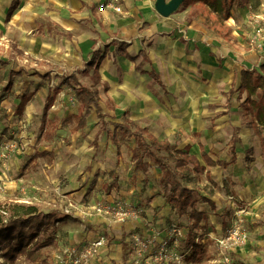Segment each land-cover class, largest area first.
<instances>
[{"label":"rangeland","instance_id":"1","mask_svg":"<svg viewBox=\"0 0 264 264\" xmlns=\"http://www.w3.org/2000/svg\"><path fill=\"white\" fill-rule=\"evenodd\" d=\"M154 3L151 5L153 8ZM98 5H93L95 26L69 10L60 11L61 20L57 19L56 22L65 29L69 25L75 27L71 39L60 36L55 21L43 15L51 16L53 11H58L52 6H30L29 10L15 14L9 23L0 21V151L8 160L5 165L0 162V210L13 204L31 205L36 207L39 215L34 221L39 222L45 214L64 220L67 214L64 208L69 199L81 213L83 209H90L91 214H86L89 220L100 217L108 223L99 224L102 228L95 231L91 230L92 221L85 226L86 229L89 227L94 240L102 237L106 246L115 229L123 247V256L118 264H135V261L137 264H163V261L154 260L156 253L151 249L140 257L134 252L133 236H139L146 242L152 241L153 234L150 236L147 227H144V232L143 229L139 232L140 235L135 229L121 232L118 226L121 221H117L114 214L99 213L96 207L129 205L141 215L149 214L156 238L170 226L185 228L190 224L188 217H177L171 208L164 217L166 229L159 230L164 223L161 217L156 216V210H151L148 200L156 193L165 194L158 183L161 172L146 159V173L134 177L128 161L132 160L131 152L134 149L131 139L119 142L120 156L116 155V148L108 139V131L97 135L99 123L93 113L88 117L84 131L71 133L73 124L68 118L75 113L76 103L71 88L60 87V84L66 75L74 74L82 85L98 91L99 104L108 122L121 123L129 118L136 127H146L159 142L168 141L178 150L199 145L201 149H197V154L190 148L189 156L202 162L200 153L203 149L215 162L207 173L204 171L196 175L193 171L186 173L182 170L175 174V179L184 186L199 190L215 202V209H210L208 205L198 207L206 214V220L200 223L203 227L196 231L204 245V255L195 264H264V186L260 183L264 180L261 140L264 134L261 137L256 135L249 126L250 115L242 107L245 95L237 98L235 91L228 103L230 86L229 82L223 80L215 98L201 101L199 95L205 90L201 88H207L208 79L202 77L200 70H186L184 82L188 91L184 92L182 106L178 109L174 106L170 112L172 108L166 105V113L154 108L152 111L153 106L143 100L137 89L140 81L132 82V87L136 89L124 91L121 83L123 61L116 58L113 47H108V69L116 78L114 81L117 84H114L117 89L115 94L107 97L102 83L97 82L94 76L86 77L83 74L85 64L80 56L79 38H76L81 29L93 34L103 30L99 22L102 11ZM33 11L38 13L35 15ZM113 13L109 16L114 19L122 17ZM229 14L230 17L225 19L222 8L215 11L204 4L183 0L171 16H176L175 23L184 28L188 38L196 40L195 49L206 50L217 57L221 67L225 60L230 59L248 68H258L264 60V0H249L245 7L232 6ZM10 71L19 74L13 78L11 89L5 92L3 88ZM45 74H49V77H44ZM58 88L61 89L56 94ZM54 93L56 97L48 119H55L57 126L53 130L48 124L40 132L43 106L46 98ZM24 94L30 96V100L23 113L18 115L15 106ZM193 100L198 102L195 107ZM175 103L178 104V101ZM157 105L163 108L164 104ZM40 152L47 155L35 157ZM157 153L175 169V161L170 155L163 151ZM232 154L240 161L241 168L248 160L255 162L250 167L245 166L243 178L230 180L229 166L222 165V162L231 159ZM69 160L72 161L68 163ZM113 160H121L125 167L116 173L120 192L106 193L100 184L110 178V172L107 170L103 173V170L111 168ZM99 163H104L105 167H100ZM224 177L229 179L228 183ZM166 190L169 194L171 186ZM108 195L112 200L106 203ZM81 218L85 217L73 220L80 223ZM48 229L45 234L39 233L38 241L51 236L55 245L40 249L34 263L25 256H18L14 264H69L65 251L76 247L70 245L68 239L65 240L68 236L66 229L55 226V223L48 225ZM64 233L65 237L62 235ZM170 251L176 255L181 253L173 248Z\"/></svg>","mask_w":264,"mask_h":264},{"label":"crops","instance_id":"2","mask_svg":"<svg viewBox=\"0 0 264 264\" xmlns=\"http://www.w3.org/2000/svg\"><path fill=\"white\" fill-rule=\"evenodd\" d=\"M99 1L100 0H0V21H4V23L7 24L11 21L12 17H14L15 14L21 11L29 10L30 6H34V5L52 6L53 9H57L58 11H53L51 16H49V14H43V15H46L52 21L53 20L55 21L54 23H56V27L60 36L66 39H71L75 27L69 25L67 26L68 29H65L59 22H56L57 19L61 20L62 14L60 11L62 9L69 10L75 15H79L84 19H88L89 23L95 26L97 25V22L93 18V14H92L93 5H95V3L97 4ZM121 1L123 6L122 8L123 13L117 15L122 17H118L117 19H114L109 16L112 15V12L104 11L101 13L102 20L99 21L100 24L102 23L103 30H99V32H95L93 34L85 29H81L80 35L76 37L79 38L78 47L80 51V56L85 64V70L82 71L83 74L86 77L94 76L97 82L102 83V85L105 87L104 91H106L107 97H110L109 94L111 95L115 94V90L117 89L115 86V84L117 83H115L114 81L116 80V78L114 77L112 72L108 69L109 68L108 57H107L108 47L110 48L113 47L116 58L123 61L124 76L121 83L123 84L124 91H129L128 88L136 89L137 87L136 88L132 87V82L140 81V86L138 85L137 89L142 94L143 100L146 103L151 104L153 106L152 111L154 108L155 110L158 109L159 111H164L165 113L168 110L166 105L170 106V108L172 107L174 108L175 106L177 109L179 108V106L180 107L182 106L181 100L184 99V94L186 93V91H188V89H185L186 83L184 82V71L200 70L202 77H204V79H208L207 88H201L205 90L202 91V93L199 95V100L204 101L215 98V93L218 90L217 88L219 85H221L220 82H222L223 80L229 82V86H230L229 90H230L232 80L234 79V75L236 73L238 74V72L241 69L248 68L247 66L242 65L241 63L238 62L231 61L230 59L225 60V62L223 63L224 64L223 67H221L220 61L218 60L217 57L210 55L208 52H206V50H201V51L196 50L195 49L196 40L193 38L192 39L188 38L187 32H185L184 28L180 27L179 24L175 23L176 16H169L167 18H164L157 14L153 6H151L153 5V1L155 0L153 1L152 0H121ZM13 4H17V7L13 11L9 20L6 22L5 19H6L7 11ZM32 13L36 15L38 11H33ZM114 42L124 43L125 52L132 57H136L135 61H131L127 58L117 55L115 49L116 44L114 45L113 44ZM106 46H108L106 48V54H105L106 56L99 64V67L97 69H95V67L92 68L87 67L88 60L90 58V53L92 52V50L97 48L100 50H104ZM205 49L209 51L207 47ZM248 69H253V68H248ZM151 71L158 76L161 85H159L156 81H154V79L149 75V72ZM89 72H91L92 74H90ZM148 80L150 83L149 85H147ZM238 85H239V79L236 80L234 88H237ZM89 88L94 89L92 87ZM234 93L231 96H229L230 99L228 100V103H230ZM243 95H245V93L241 94L240 98ZM98 100H99V96H98ZM176 101H178V104L175 103ZM162 102H164L163 103L164 105L162 104ZM192 102H193V107L198 105V102L196 103V101L194 100ZM157 104L163 105L162 106L163 108L158 107ZM173 108L170 109V112L171 110H174ZM92 113L95 115L94 112ZM149 113H151V111ZM167 115L168 117H170L169 114ZM127 121L133 123V121L129 118ZM98 125L100 128V123ZM108 128L110 129L112 127L108 126ZM108 128L106 129V131L112 130V129L108 130ZM141 128H146V127H141ZM101 133H98L97 131V135H100ZM148 133L157 140V138L153 136L149 132V130ZM198 146L199 145H196L193 148L189 146L188 147L189 150L191 148L193 153L197 154V149L200 148V146L199 147ZM71 161L72 160H69L68 163H70ZM128 161L130 163V169L133 170V161L132 160H128ZM197 161L200 163V165L206 168L205 169L206 171L207 170L209 171L210 168L206 167L203 160L202 162H200L199 160ZM229 161L223 163L226 164ZM246 163L247 164H245V166L250 167L255 162L248 160ZM99 165L100 167H105L107 164L105 162V166L104 163H99ZM216 166L219 167L218 165ZM228 166L230 168L229 170L230 180L233 178L236 179L243 178V172L246 171L245 169L246 167L244 166L243 168H241L239 160H235V164L233 166L230 165ZM112 167L103 170V173L107 170L108 173L110 172V178L107 181H102L100 184V188H104L106 193H110V192L119 193L120 187L118 186V179L116 173H118L119 170H123L125 167L122 166L121 160H113ZM109 169L115 172H111V170ZM136 176H138V174ZM224 181L228 183L229 179L227 180L224 177ZM114 182L116 183L115 186H113ZM260 183L262 184V186H264V180H262ZM107 197L109 199L106 200V203H109V201L112 200V198L110 195H108ZM210 199L213 201V198L210 197ZM70 201L71 200L67 199L66 201L67 205L66 207L64 206L65 207L64 211L65 213H67L64 220L60 219L61 222L58 220L59 221L58 223L57 219H55L51 215V221L55 223V226L58 225L61 226L62 229H66L65 232L67 233L68 236L65 237V233L62 235H64V237L66 238L65 240L68 239L70 245H75L76 248H82L83 246L96 240V239L94 240V238L92 237V233L89 232V227L87 229L85 228V226L90 225V221H92L91 223H93V226L91 228L92 231L102 228V226L101 225L99 226V224L108 225V223L104 219H99L100 217L99 218L95 217L89 220L86 214H91L90 209L84 210L82 208L83 213H81L80 210L77 207H74ZM148 205L151 208V210H156V216L162 218L161 222L162 224L163 223L164 224L161 225L159 228V230L162 231V229H164L167 226V223L164 221V217L167 216V214L171 211V207L165 203V201L161 196L152 197L150 201H148ZM124 206L129 207L133 211H136L133 208H131L129 205H124ZM83 214L84 216H82ZM148 215L145 214L144 216L139 214L137 218H127L121 221V223L118 226L120 227L119 230L121 232H123L124 229L125 230L128 229L130 231L132 229H135L138 232V234L139 232H141L142 229L144 232L145 231L144 227H147V229H149L148 231L150 233V236L153 234V238H151L152 245L149 247V249H151V251H155L158 249L161 239L166 236L167 231L165 230L166 229L165 228L164 229L165 231H163L161 236L156 238L155 234L152 232L154 230L152 225L153 220L151 216L149 215L150 217L149 218ZM76 217L77 219L78 217H85V218H81V221L79 223L73 220L74 218L76 219ZM112 232L113 234L112 236L110 235L108 244L106 246L104 245L101 249H99L98 253L92 258H89V260H87L85 264H118L120 258L123 256L122 253L123 247L121 241H118V236L117 234H115L116 233L115 229L112 230ZM163 264H168V263L163 262Z\"/></svg>","mask_w":264,"mask_h":264},{"label":"trees","instance_id":"3","mask_svg":"<svg viewBox=\"0 0 264 264\" xmlns=\"http://www.w3.org/2000/svg\"><path fill=\"white\" fill-rule=\"evenodd\" d=\"M191 1L204 4L215 11L222 8L225 10V19L230 17V7H245L249 4V0ZM16 7L17 4H13L8 9L5 19L6 22L9 20ZM113 44H116L115 49L117 55L135 61L136 57H132L125 52L124 43L114 42ZM107 47L108 46H106L104 50L98 48L92 50L87 67H95V69H97L106 56ZM18 74L19 72H9L7 83L4 86L3 91L7 92L11 89L13 78ZM149 75L154 81L161 85L158 76L154 72H149ZM44 77H49V74H45ZM237 79H239V85L237 88H234ZM61 86L71 88L76 103L75 113L68 118V121L73 124L71 133L83 131L87 126L88 117L94 112L95 117L100 123L98 133L106 131L108 126L112 127V130L108 131V139L111 145L116 148V154L118 156H120L118 149L119 142L125 139L132 140L134 149L131 152V159L133 161L134 176L146 173L148 167L145 162L146 159L160 170L161 177L159 178L158 183L163 187L162 189L165 194L156 193L153 197L162 196V198L165 199V203L174 210L177 217L185 216L191 220L189 225L185 226V228L182 227L188 229V232L185 238H179L177 240L174 250L181 251L179 256L182 257L186 264L198 263L204 255V245L200 242L196 231L203 227L200 223L206 220V214L204 211L199 210L198 207L200 205H208L210 209H215V203L210 199V196L202 194L197 189L184 186L180 180L175 179V174L178 171L184 170L186 173L193 171L194 174L198 175L206 171V168L201 166L195 157L189 156L188 146L185 150H178L176 149V146L171 145L167 141H157L148 133L147 128L136 127L132 122L128 121L122 123L106 121L107 116L103 113L99 105L97 91L81 85L76 75H66L61 81L60 87ZM59 89L61 88L56 90V94ZM235 91L238 92V98H240L241 94L245 93L242 107L244 112L250 115L249 126L254 130L256 135L261 137L262 133L264 134V60L258 68H243L238 74L236 73L234 75L231 89L228 93L229 96ZM55 93L46 98L45 105L42 109L41 126L39 128L40 132H43L45 126L48 124L53 127V130L57 126L55 119H48L49 110L55 101ZM18 100L19 101L15 106V112L18 115H21L30 100V96L24 94ZM261 140L264 150V137H261ZM160 151L167 153L174 159L175 169H172L169 164L158 155L157 152ZM46 155L45 152H40L37 153L35 157H44ZM201 157L207 168H211L215 165L203 149L201 150ZM235 160L236 156L232 154L230 161L226 164L222 162V165L233 166ZM207 172L208 170L206 173ZM115 185L116 183L114 182L113 186ZM168 186H171L169 194H167L166 190ZM38 216L36 207L31 205L13 204L0 210V264H14L18 256H25L30 262L34 263L36 262V255L40 249L54 245V240L51 236L43 238L40 242L38 241L39 233H47V231H49L48 225L51 223L54 224V222L51 221V216L49 214H45L39 222L34 221ZM158 249L154 252L156 253ZM169 263L170 262H168V264Z\"/></svg>","mask_w":264,"mask_h":264},{"label":"built area","instance_id":"4","mask_svg":"<svg viewBox=\"0 0 264 264\" xmlns=\"http://www.w3.org/2000/svg\"><path fill=\"white\" fill-rule=\"evenodd\" d=\"M98 3L99 10L102 12L109 11L117 14L123 13L121 0H100ZM4 158V153L0 151V162L2 165H5L8 162V160H5ZM95 209L99 213L114 214L118 221H123L127 218H137L139 215L137 211H133L129 207L125 206H117L116 208L96 207ZM166 231V238L161 239L159 249L156 252L154 260L163 261L164 263L173 262L174 264H184L182 257L176 255L174 251L171 252L170 249H174L179 238H185L188 229H184L175 225L170 226L168 229H166ZM105 243L106 241L104 238L100 237L97 240L83 246L82 248L67 249L65 251V258L69 261V264H85L89 258H92L98 253L99 249H101ZM151 244L152 241L146 242L136 235L132 238V245L137 257H140L143 253H145ZM220 244L223 245V242ZM67 260H65L66 263ZM137 263L138 262L135 261V264Z\"/></svg>","mask_w":264,"mask_h":264},{"label":"water","instance_id":"5","mask_svg":"<svg viewBox=\"0 0 264 264\" xmlns=\"http://www.w3.org/2000/svg\"><path fill=\"white\" fill-rule=\"evenodd\" d=\"M182 2L183 0H155L154 9L158 15L167 18L178 10Z\"/></svg>","mask_w":264,"mask_h":264}]
</instances>
